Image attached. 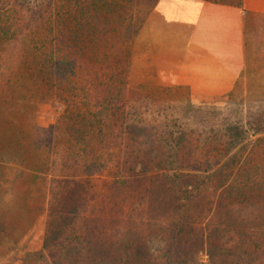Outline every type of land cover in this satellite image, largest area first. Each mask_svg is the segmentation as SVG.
I'll list each match as a JSON object with an SVG mask.
<instances>
[{
    "label": "trees",
    "instance_id": "16d2710c",
    "mask_svg": "<svg viewBox=\"0 0 264 264\" xmlns=\"http://www.w3.org/2000/svg\"><path fill=\"white\" fill-rule=\"evenodd\" d=\"M157 1L0 0V97L65 106L39 264H264V104L201 127L129 89Z\"/></svg>",
    "mask_w": 264,
    "mask_h": 264
},
{
    "label": "rangeland",
    "instance_id": "374dc122",
    "mask_svg": "<svg viewBox=\"0 0 264 264\" xmlns=\"http://www.w3.org/2000/svg\"><path fill=\"white\" fill-rule=\"evenodd\" d=\"M135 9L136 15L139 9ZM252 20L247 29L246 67L229 96L201 102L186 89L159 81L144 64L142 51L136 50L135 55V40L129 89L150 95L171 112L184 115L185 118L180 117L193 125L212 126L226 119L244 118L247 112L264 104V16ZM22 66L19 64L18 70ZM16 87L23 89L22 84ZM21 97L17 92L0 97V264L40 262L47 190L35 157L45 153L47 130L65 108L56 98L26 101L20 100ZM200 257L207 261L205 253Z\"/></svg>",
    "mask_w": 264,
    "mask_h": 264
},
{
    "label": "crops",
    "instance_id": "0c3cea01",
    "mask_svg": "<svg viewBox=\"0 0 264 264\" xmlns=\"http://www.w3.org/2000/svg\"><path fill=\"white\" fill-rule=\"evenodd\" d=\"M255 16H264V0H158L135 37V55L142 51L159 81L201 102L219 100L235 91L245 70Z\"/></svg>",
    "mask_w": 264,
    "mask_h": 264
}]
</instances>
